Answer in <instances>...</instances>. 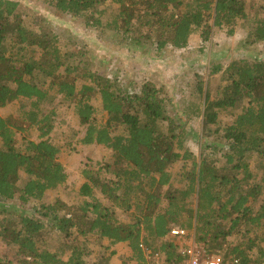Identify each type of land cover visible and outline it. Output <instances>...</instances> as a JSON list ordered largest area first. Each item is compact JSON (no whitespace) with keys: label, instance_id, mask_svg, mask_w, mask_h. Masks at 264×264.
<instances>
[{"label":"trees","instance_id":"1","mask_svg":"<svg viewBox=\"0 0 264 264\" xmlns=\"http://www.w3.org/2000/svg\"><path fill=\"white\" fill-rule=\"evenodd\" d=\"M46 2L87 28L111 29L158 52L185 49L194 35L204 48L212 28L232 35L237 23L247 19L246 0ZM108 8L114 9L112 18L106 17ZM30 15L17 2L0 0V108L17 102L27 107L22 111L26 129L0 117V202H39L65 185L67 175L58 161L63 149L51 138L59 117L55 102L67 104L76 116L82 129L76 144L107 153L81 170L77 205L57 200L37 211L63 238L75 234L67 244L69 257L64 261L61 253L37 243L41 221L10 213L0 237L17 247L14 264H89L84 247L74 242L92 235L112 247L124 245L130 254L126 264H146L155 254L165 264H184L181 251L191 238L223 264H264V175L255 179L251 171L254 160L264 171V60L229 62L218 97L199 91L201 105L185 102V110L170 116L169 109L177 108L162 89L146 81L130 92L116 79L82 68V61L70 64L74 54L61 53L58 35ZM247 40L264 43V19L250 21ZM220 72L216 66L209 74ZM96 97L104 123L95 120ZM222 111L233 119L216 125ZM201 113L204 135L216 136L201 145L197 159L185 150L187 120L182 117L190 120L189 115ZM30 129L32 138H16ZM178 161L183 165L175 183L169 168ZM21 173L25 181L18 189ZM117 212L127 220L119 221ZM174 228L185 235L169 237Z\"/></svg>","mask_w":264,"mask_h":264},{"label":"rangeland","instance_id":"2","mask_svg":"<svg viewBox=\"0 0 264 264\" xmlns=\"http://www.w3.org/2000/svg\"><path fill=\"white\" fill-rule=\"evenodd\" d=\"M11 1L17 2L20 9L31 12L30 16L33 21L39 18L41 26L46 27L45 30H51L58 35V46L61 53H68L69 56L74 54L70 58V64L78 65L82 61L80 64L82 68L110 79H116L130 92H137L142 83L146 81L162 89L163 94L170 95L174 99V108H177L176 112L169 109L170 116H174L179 110H185V102L201 105L202 95L198 93L199 91L204 93L207 90L211 93V99H215L216 95L218 97L226 85L222 72L229 62L238 59L264 60V43L249 44L247 40L250 21L257 18L264 19V0H246L247 19L237 23L232 35L228 34L227 29L212 28L210 41L204 48L201 47L198 36L194 35L187 48L175 50L167 47L161 52L156 51L153 46L149 47L145 44L124 40L119 33H115L111 29L87 28L82 20L64 16L48 7L46 0ZM107 13L106 17L109 16V18L115 15L112 8H108ZM216 66L221 69L220 74L210 75L212 67ZM81 82L78 79L77 86ZM55 105L59 117L54 124L51 138L63 149L58 161L64 167L67 181L65 185L46 193L39 202L32 201L23 204L17 198L11 202H0V231L5 228L4 222L10 213L28 215L34 220L41 221L43 225L37 243L49 251L61 253L62 259L65 261L69 257L71 248L70 245L67 246L70 244L68 241L74 239L75 234L72 233L68 238H63L57 229L52 227L51 220L38 214L37 211L41 205L54 204L57 200L69 207L77 205L79 198L76 197V191L83 181L81 170L86 165H93L101 161L107 152L102 148L94 146L85 148L76 144L75 141L82 132L76 116L73 115L67 104L55 102ZM92 105L96 109V122L104 123L106 115L102 112L97 97L93 100ZM23 108L25 110H22ZM22 111H27L26 103L17 102L14 105L0 108V117L10 119L25 128L26 126L22 123ZM189 118L190 120L182 117L187 120L188 140L185 143V150L199 159L201 145L209 143L212 138L214 140L216 134H209L210 138L204 135L202 113L200 117L189 115ZM232 119L228 112H219L216 125L218 123L224 125L231 122ZM210 127L212 130L215 129L213 126ZM76 132L79 135H76ZM34 134L30 129L17 134L16 138H32ZM214 142L219 143L218 141ZM182 165L183 162L178 161L169 168L175 183L178 181L177 174ZM251 171L255 179L264 175V171L255 160L251 163ZM24 181L25 175L21 173L18 189L23 186ZM59 215L62 216L63 213L61 212ZM66 216L69 218V215ZM117 216L121 222L127 220V217L119 212H117ZM13 221L17 222V218L14 217ZM250 237L253 238V234H250ZM71 244L73 245V243ZM74 244L84 247L85 254L87 253L85 259L89 264H126L129 260L128 249L120 244L112 247L107 241L100 242L93 235L77 237ZM16 252L17 247L12 242L8 243L0 237V264L5 262L14 264ZM248 253L250 254V252Z\"/></svg>","mask_w":264,"mask_h":264},{"label":"built area","instance_id":"3","mask_svg":"<svg viewBox=\"0 0 264 264\" xmlns=\"http://www.w3.org/2000/svg\"><path fill=\"white\" fill-rule=\"evenodd\" d=\"M185 235V231L179 228H174L169 231V237L178 238ZM181 255L184 258V264H223V259L216 255H207L202 248L194 242V239L191 238L189 245L181 251ZM235 264H239L237 261H234ZM146 264H165L162 258L155 254L153 255L152 261Z\"/></svg>","mask_w":264,"mask_h":264},{"label":"crops","instance_id":"4","mask_svg":"<svg viewBox=\"0 0 264 264\" xmlns=\"http://www.w3.org/2000/svg\"><path fill=\"white\" fill-rule=\"evenodd\" d=\"M120 245H122V244H120ZM123 247H124V245H122Z\"/></svg>","mask_w":264,"mask_h":264}]
</instances>
